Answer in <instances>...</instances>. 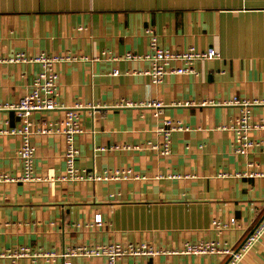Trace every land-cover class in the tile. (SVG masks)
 <instances>
[{
    "label": "crops",
    "instance_id": "crops-1",
    "mask_svg": "<svg viewBox=\"0 0 264 264\" xmlns=\"http://www.w3.org/2000/svg\"><path fill=\"white\" fill-rule=\"evenodd\" d=\"M148 31L165 50L214 49L219 57L154 84L142 58ZM19 54L64 58L55 64L57 102L80 108L77 168L90 176L131 170L136 177L63 180L65 139L40 129L65 111L35 114L39 180H0V254L24 247L31 255L4 256L0 264H64L71 248L112 243L158 251L119 264H228L222 254L173 252L188 242L236 252L264 220V177L241 176L264 173V143L247 156L236 153L228 127L240 110L227 105L235 97L264 100V0H0V106L17 104L42 71L38 63L8 61ZM156 102L163 107L149 106ZM252 119L264 122V106ZM167 121L182 129L172 132L170 154L163 155ZM19 125L14 111L0 109V177L24 174L21 139L2 133ZM252 137L264 142V132ZM232 219L234 226L214 225ZM236 264H264V235Z\"/></svg>",
    "mask_w": 264,
    "mask_h": 264
},
{
    "label": "built area",
    "instance_id": "built-area-1",
    "mask_svg": "<svg viewBox=\"0 0 264 264\" xmlns=\"http://www.w3.org/2000/svg\"><path fill=\"white\" fill-rule=\"evenodd\" d=\"M150 39L149 52L142 58L147 60L151 64V68L148 70V75L151 77L154 84H161L165 78L170 75L180 74H193L195 72L194 65L199 61H211L219 57V53L214 49L206 51L197 50L196 48H189L183 52H173L160 48L158 45L157 37L153 32L148 31ZM128 58L137 59L139 56L134 54H128ZM69 59L70 58H66ZM64 60V58L56 56H48L41 54L36 58L28 57L24 54H19L16 58L8 60L9 62H27L38 63L42 66V71L36 76L32 90L24 98H22L15 105L0 106V109L12 110L20 120V125L13 130L2 131L4 134L14 135L21 139V147L19 150V158L23 165L24 174L19 180L11 178L9 176H1L0 180L5 182L25 181L31 182L39 180L35 176V157L36 148L32 143L35 136L34 123L32 117L35 114L42 112H50L63 110L65 111V117L57 123H50L48 127L41 128V134H60L64 137L66 143V150L64 159L66 163V173L63 180L81 181L86 179L91 180H109L120 178H131L133 176L131 170L105 172L102 176L97 175H85L76 166V162L79 156V150L76 145L77 137L82 134L83 130L80 124V108H66L61 106L57 102L59 95L58 74L55 70V64ZM175 64H180L176 66ZM118 72H114V75ZM227 105H233L239 108L240 115L234 124L229 126L235 134V150L236 153L241 156H247L252 150L261 146L264 142L253 139L254 132H264V122L254 123L252 119V113L254 108L258 106H264V100L262 99H246L235 97L233 100L227 103ZM125 106H132L131 103H126ZM156 109L163 107L162 103L149 104ZM165 125L169 127L168 130L162 128L164 133L165 143L161 150L163 155L170 154V140L172 132L181 130L182 125L173 123L171 121L165 122ZM156 148V147H154ZM250 167L253 163H250ZM88 176V177H86ZM241 176L249 177H264L262 172H250L241 174ZM95 225H102L103 218L98 215L94 219ZM216 228L236 225V220H230L228 225L214 222ZM264 235V220L257 226L254 232L247 238L241 249L234 251L231 249L221 248L216 242H197L186 243L179 251H175V254L183 255H209V254H222L230 257L228 264L238 263L247 251ZM158 254L152 246L148 244H102L96 246H80L77 248H71L67 250L62 257L65 259L64 264H71L69 259L73 257L82 258H105L107 264H119V261L125 257H138V256H153ZM30 250L28 248H20L16 251L9 252V254H0V258L6 256L13 260L30 256ZM40 255L34 254L33 257ZM47 258H52L54 255H43Z\"/></svg>",
    "mask_w": 264,
    "mask_h": 264
}]
</instances>
